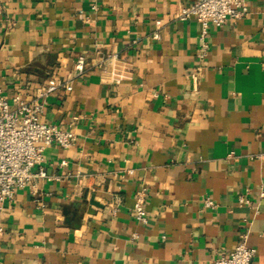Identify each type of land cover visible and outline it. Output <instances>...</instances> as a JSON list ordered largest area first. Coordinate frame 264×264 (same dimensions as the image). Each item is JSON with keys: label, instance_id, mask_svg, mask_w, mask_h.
<instances>
[{"label": "crops", "instance_id": "0c3cea01", "mask_svg": "<svg viewBox=\"0 0 264 264\" xmlns=\"http://www.w3.org/2000/svg\"><path fill=\"white\" fill-rule=\"evenodd\" d=\"M0 3V96L32 99L48 79L68 78L79 55L86 64L41 114L75 133L70 147L44 149L57 178L0 203V264H211L246 229L252 264H264V0L210 27L201 62L199 23L178 18L189 0ZM113 53L129 76L119 83L101 71ZM142 186L145 223L133 214ZM239 195L257 204L254 217ZM82 203L94 214L75 228Z\"/></svg>", "mask_w": 264, "mask_h": 264}, {"label": "built area", "instance_id": "2783aa9c", "mask_svg": "<svg viewBox=\"0 0 264 264\" xmlns=\"http://www.w3.org/2000/svg\"><path fill=\"white\" fill-rule=\"evenodd\" d=\"M93 10L96 4L91 6ZM0 3V13H1ZM248 0H189L187 5L181 7L178 18L181 20L193 17L200 25L198 33V45L196 57L201 62L209 53V31L210 27H220L228 19L240 20L248 14ZM78 17L83 18L84 12L78 10ZM156 27L161 25L160 20L155 21ZM159 37L155 30L153 39ZM100 64H106L101 70L108 76V81L119 83L127 79L128 73L124 61L113 53L100 60ZM85 56L79 55L73 66L71 75L63 80L57 78L48 79L44 88L32 99H24L21 94L16 93L11 98L0 96V203L10 201L17 188L28 187L33 194L36 191L35 179H55L49 176L43 168L44 149L54 145L60 148H68L75 141V133L71 130L60 129L54 124L45 123L41 120L45 99L59 88L71 90L73 81L84 75ZM200 67L195 69L194 79ZM66 164V161H61ZM36 171L33 172V168ZM128 170V173H132ZM147 188L142 186L135 193L133 203V214L137 221H147L145 208ZM264 197V191L259 194ZM239 205H249L252 216L257 213V204L250 201L245 195L237 197ZM205 207H213L212 199H203ZM254 209V210H253ZM252 217L244 219L249 227ZM248 229L242 234L235 248L227 255L216 257L211 264H252L255 248L247 243Z\"/></svg>", "mask_w": 264, "mask_h": 264}, {"label": "water", "instance_id": "95a60500", "mask_svg": "<svg viewBox=\"0 0 264 264\" xmlns=\"http://www.w3.org/2000/svg\"><path fill=\"white\" fill-rule=\"evenodd\" d=\"M87 203L89 205H91V206H95V207H99V208L102 207V205L100 203H98L97 201L94 200V197L93 196L90 197V199H89V201ZM85 212L87 214H89V215L94 214V211L92 209L87 208V204L82 203L76 209V211L74 213V218H75L74 220H75V222L71 226H73L75 228H78L81 225V223H82V216H83V214ZM66 221H68V219Z\"/></svg>", "mask_w": 264, "mask_h": 264}]
</instances>
